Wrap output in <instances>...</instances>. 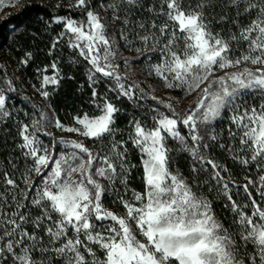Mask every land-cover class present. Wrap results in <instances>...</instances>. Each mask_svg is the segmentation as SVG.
<instances>
[{
  "label": "snow or ice",
  "instance_id": "obj_1",
  "mask_svg": "<svg viewBox=\"0 0 264 264\" xmlns=\"http://www.w3.org/2000/svg\"><path fill=\"white\" fill-rule=\"evenodd\" d=\"M69 7L80 15L55 17L51 47L63 40L84 62L92 111L65 124L50 103L33 104L25 122L8 103L13 80H0V124L12 120L18 137V154L0 160V264H264V0ZM122 49L147 59L168 92L123 129L98 90L143 98L121 73ZM37 72L34 90L48 101L64 79L59 61ZM176 153L190 159L187 173L173 167Z\"/></svg>",
  "mask_w": 264,
  "mask_h": 264
},
{
  "label": "trees",
  "instance_id": "obj_2",
  "mask_svg": "<svg viewBox=\"0 0 264 264\" xmlns=\"http://www.w3.org/2000/svg\"><path fill=\"white\" fill-rule=\"evenodd\" d=\"M65 1L32 0L23 2L17 11L0 20V65L2 62L6 64L9 62L18 63L24 58L26 52H31L32 59L28 65L21 66L22 71L20 72L27 79L32 80L37 69L49 65L53 60H58L64 79L54 91L53 88H50L49 91L53 94L49 97L48 103L51 104L55 114L59 116L62 122L70 123L73 115L85 111L91 113L92 107L90 104L91 88L88 86L87 69L84 62L73 63L72 60L75 57L71 56L73 55L72 50L65 44L59 42L55 49L51 47L55 40L54 28H61L59 25L51 24L52 18L68 13L73 17L79 16L75 10L64 5ZM57 4H60L61 7L58 8ZM1 56L6 57V60L3 61ZM2 76L0 75V80H2ZM98 90L101 94L103 93L102 95H107L121 109L116 118L117 126L122 129L126 128L129 121L127 115L132 111L137 112L133 104H130L124 97L117 100L116 94L107 91V86L103 82L98 85ZM9 97L8 103L15 116L20 119L25 110L31 114L33 109L30 103L32 101L27 99V101L21 102V97L17 91L10 93ZM17 142L18 137L13 121L9 120L6 124H0V160H4L6 163L10 155L18 154L13 151ZM133 159L135 160V157ZM190 163L189 158H187L185 161L177 163L176 167L187 173ZM140 176L141 170H134L130 179L132 187H140ZM237 182L241 184L244 182L242 173L238 175ZM216 209L218 215L225 216L228 214L219 202Z\"/></svg>",
  "mask_w": 264,
  "mask_h": 264
},
{
  "label": "rangeland",
  "instance_id": "obj_3",
  "mask_svg": "<svg viewBox=\"0 0 264 264\" xmlns=\"http://www.w3.org/2000/svg\"><path fill=\"white\" fill-rule=\"evenodd\" d=\"M29 1H32V0H5V6L3 8H0V20L5 19L6 16H8L10 13L17 11L23 2H29ZM70 3H74V0H66L64 2V5L69 6ZM75 12L79 13L77 11H75ZM67 15L72 16L69 13ZM56 16H66V15H56ZM56 16H54L52 18L51 24L59 25V26H61V28H59V29L54 28V37L55 38L62 31V25L54 22V19ZM76 17H79V16H76ZM76 17H74V18H76ZM60 43L66 45V42L63 40L60 41ZM121 51H122L123 56L128 57L129 62H130L128 66H124L123 64L121 66V73L126 74V77H127V79L125 81L126 84L136 83L139 85V87L141 89H143V98H141L142 94L140 92H137L136 97L133 100H129L128 98L124 97L125 99H127L130 102V104H133L134 108L137 110V112L132 111L131 113H129V115H127V119L130 120L134 116L137 118H141L143 115L146 114V110L150 106L156 105V101H154L150 98L152 95H155L157 97H166L168 95V92H167V90H164L161 87L160 81L158 80V78H156L155 76H149L148 75L146 65L149 63V61L147 59H145L143 56H140L139 54L135 53L134 51H129L126 49H122ZM71 56H73V55H71ZM2 58H3V61L6 60V57L3 56ZM21 66L22 65L20 64V61L18 63L9 62L7 64L2 62V64L0 65V69L3 73L6 74V76L1 75L3 77L2 80L5 78H11L13 80L14 85H15V91L19 92V95L21 97L20 101L24 102V101H27V99H29L30 101H32L30 103L32 109H33V104L47 105L48 101H44L43 98L38 93L35 92L34 87H33V86H35L36 88H38L40 86V82H41L40 81V73H38L36 71L35 74L33 75L34 79L29 80L21 74L22 73V72H20V71H22ZM48 74H51V71H49ZM3 86L4 85L2 83H0V87H3ZM50 88H52V86H49L48 90H50ZM153 89H155V91H153ZM10 93H12V92H10ZM10 93H7V95H9ZM171 94L172 95H182V93H178V92H173ZM186 105H187V100H184V102L180 105V107H185ZM33 111H34V109L32 110V112ZM25 112H26V110H25ZM24 113H22V116L20 117V119H23V120H25V122H27L28 117H25ZM121 113H123V112H121ZM65 124H68V123H65ZM53 131H55V130L53 129ZM56 135L58 137L59 136H65V137H69V138H76L73 134H68V133L57 132ZM170 143H172V142L170 141ZM133 157H135V156H133ZM187 158L188 157L186 154L176 153L174 155L173 166L176 167L178 165L177 163H181V162L185 161ZM180 159H182V160H180ZM176 160H178V161H176ZM213 195H215V194L213 193ZM106 203L108 204L109 207L113 208L114 210H119L118 206L111 204L110 201H106Z\"/></svg>",
  "mask_w": 264,
  "mask_h": 264
}]
</instances>
